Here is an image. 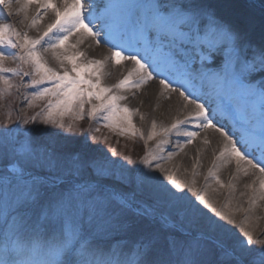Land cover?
<instances>
[{"label": "snow or ice", "instance_id": "obj_1", "mask_svg": "<svg viewBox=\"0 0 264 264\" xmlns=\"http://www.w3.org/2000/svg\"><path fill=\"white\" fill-rule=\"evenodd\" d=\"M86 40L110 55L89 57ZM109 61L131 64L113 84ZM154 79L182 107L167 125L151 120L138 162L122 157L142 167L71 134L64 117L86 116L144 139L127 94ZM14 87L43 108L0 121V264H264V239L245 226L264 207V0H0V100ZM217 108L239 123L238 137L214 122ZM209 128L222 141L204 185L178 181L160 161ZM232 163L225 182L220 169ZM241 175L251 179L238 192ZM219 190L222 207L208 197Z\"/></svg>", "mask_w": 264, "mask_h": 264}, {"label": "bare ground", "instance_id": "obj_2", "mask_svg": "<svg viewBox=\"0 0 264 264\" xmlns=\"http://www.w3.org/2000/svg\"><path fill=\"white\" fill-rule=\"evenodd\" d=\"M84 2L87 3V0H84ZM105 2L106 0H95V3L100 6H102ZM30 12H34V9L30 8ZM9 19L12 21H16L18 17L13 16ZM30 35L35 36L37 35V33L32 30L30 31ZM81 47L87 52L89 57H93L96 59H103L105 56L110 55V46L104 43L96 45L94 41L86 40L84 45H82ZM48 58L51 63H54V61L51 60L50 56ZM130 67L131 64L127 61H122L121 65H113L109 61V63L105 67V71L108 73V75L104 77V82L108 84L116 83L119 79L123 78V76L127 72V69ZM127 95L128 100L126 101V103H128L132 107H138L140 109V112L144 114V119H141L140 115H135V127L139 129L140 132L144 133L145 136H147V132L150 128L151 120L153 118L157 120L158 124L160 122H163V124L167 125L171 122L173 116L177 115V109L182 107V104L178 97V93H166L163 96L160 95L158 79H154L143 85L141 89L135 92V96H133L131 93H128ZM168 95L171 96V99L167 98ZM218 114L219 115L216 114L213 117L214 122L217 124L223 123L225 125V128H227L229 124L228 121H230L231 118L223 117L220 113ZM180 115H183V113H180ZM64 121L66 124L72 122L74 126H84V122L87 121V117L85 116L84 119L76 121L71 116H65ZM196 130L199 132V135L194 139L192 144L187 145L185 149L179 152L178 155L173 157L172 160H161L160 164L166 169H171L175 173V178L178 181L187 183L192 179H195L196 187L200 188L204 185L207 170L212 165L214 156L219 150L222 137L219 133L211 128L205 130ZM227 130L236 133L234 128ZM136 135L139 136V132L135 135H131V133L120 135L116 131V161L118 163L131 167V165H128L127 161H124L122 157L125 155L130 156L133 160V151L131 149L133 144L132 137ZM205 137L210 141L208 145H204L203 143ZM177 139L183 138L172 136V143H175ZM210 145H212V147ZM153 146L154 141L152 144H150L149 147ZM198 149H200L199 153L197 152ZM171 150V145L166 146V149L164 153H162V155L167 156V152ZM197 154H199L200 158L199 165L196 169V172L198 174L193 177L192 166L196 162ZM139 167H142V165H139ZM145 171L149 170L145 169ZM234 171V163L225 165L220 169V176L226 182ZM156 175L160 176V178L163 179V175L161 173L157 172ZM250 179V176L245 177L241 175L239 177V179L236 181L238 192L239 190H243V184L248 182ZM189 194L192 196L191 193ZM208 197L210 200L214 201L215 206L217 207H222L226 199L224 190H219L216 193H212L211 191H209ZM193 199H195V197H193ZM241 201L243 202V198H241ZM224 210L227 211L228 209ZM255 216L259 217V219H249L245 226L251 228V230L253 231V238H264V207L257 208L255 211ZM235 219L238 222L242 221L244 219L243 214L239 212L235 213ZM235 230L237 234H239L238 228Z\"/></svg>", "mask_w": 264, "mask_h": 264}, {"label": "rangeland", "instance_id": "obj_3", "mask_svg": "<svg viewBox=\"0 0 264 264\" xmlns=\"http://www.w3.org/2000/svg\"><path fill=\"white\" fill-rule=\"evenodd\" d=\"M9 53L14 52L15 50H6ZM16 61L8 60L6 61V65L9 67L16 66ZM121 65V64H119ZM14 83H19V77H12ZM24 89L14 87L9 93H7L3 100H0V121H3L7 118V114L9 110L11 111V119L13 121L16 120L17 116L23 117L27 115L29 117L39 113L43 108V102H37L34 107H27V101L24 99ZM41 117L37 116V121L40 120ZM135 116L132 118V122L135 125ZM84 126H74L72 135L79 137L81 139H87L90 144L96 147L103 154H106L111 160L116 161V131L113 129H109L104 127L103 122L101 121L99 124L94 122H90L88 119L84 122ZM91 129L99 128V131H90ZM132 135V134H131ZM207 135V134H206ZM95 136L97 139L93 140L92 137ZM105 137L107 139H105ZM141 138L140 133L139 136H133V161L138 162L145 154V139ZM153 141H148V147L152 144ZM212 147V145H210ZM209 147V148H211ZM113 152L115 155H113ZM131 167H139V164L131 165ZM189 196H191L188 193ZM193 198V197H192ZM207 211V210H205ZM255 239V238H254ZM257 239V238H256ZM264 239V238H261Z\"/></svg>", "mask_w": 264, "mask_h": 264}]
</instances>
